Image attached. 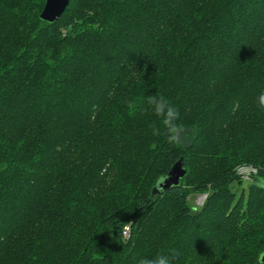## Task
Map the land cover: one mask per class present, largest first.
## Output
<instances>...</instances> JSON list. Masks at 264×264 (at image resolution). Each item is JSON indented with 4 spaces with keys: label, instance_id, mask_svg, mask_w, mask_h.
<instances>
[{
    "label": "trees",
    "instance_id": "obj_1",
    "mask_svg": "<svg viewBox=\"0 0 264 264\" xmlns=\"http://www.w3.org/2000/svg\"><path fill=\"white\" fill-rule=\"evenodd\" d=\"M44 1L0 0V264H258L264 0H69L52 24ZM151 95L188 143L152 134Z\"/></svg>",
    "mask_w": 264,
    "mask_h": 264
},
{
    "label": "clouds",
    "instance_id": "obj_2",
    "mask_svg": "<svg viewBox=\"0 0 264 264\" xmlns=\"http://www.w3.org/2000/svg\"><path fill=\"white\" fill-rule=\"evenodd\" d=\"M146 102L152 114L159 118V126L155 124L152 126V134L163 136L168 144L180 145L187 137V129L180 123L178 107L163 95L148 96ZM257 104L264 109V91L258 95ZM129 107L135 109L137 105L130 102ZM178 255L175 249L167 252L161 251L151 256L140 257L137 264H172L173 258Z\"/></svg>",
    "mask_w": 264,
    "mask_h": 264
},
{
    "label": "water",
    "instance_id": "obj_3",
    "mask_svg": "<svg viewBox=\"0 0 264 264\" xmlns=\"http://www.w3.org/2000/svg\"><path fill=\"white\" fill-rule=\"evenodd\" d=\"M68 3L69 0H45L38 18L43 22L52 24L63 14ZM185 172L183 161L179 158L171 165L165 175L156 180L151 189V195H160L177 186L179 181L184 177ZM257 263L264 264V250L259 254Z\"/></svg>",
    "mask_w": 264,
    "mask_h": 264
},
{
    "label": "rangeland",
    "instance_id": "obj_4",
    "mask_svg": "<svg viewBox=\"0 0 264 264\" xmlns=\"http://www.w3.org/2000/svg\"><path fill=\"white\" fill-rule=\"evenodd\" d=\"M192 132H193L192 130L187 129V137H186V139H184V141L181 143V145L188 143V141L190 139V135H191ZM244 168H246V167H242V168L239 167V168H237V174L240 175L241 178L243 177L242 174L245 175V173H242L241 171H239V172L242 173V174H240L238 172V170L239 169H244ZM242 179H245L246 180L247 178H242ZM246 185H247V182L245 181L243 183V187L245 188ZM206 196H207L206 194L190 195V197H189V205L193 209V211H197L198 210V208L203 204Z\"/></svg>",
    "mask_w": 264,
    "mask_h": 264
},
{
    "label": "built area",
    "instance_id": "obj_5",
    "mask_svg": "<svg viewBox=\"0 0 264 264\" xmlns=\"http://www.w3.org/2000/svg\"><path fill=\"white\" fill-rule=\"evenodd\" d=\"M239 171H241L242 173H245V175H243ZM238 172L240 174H242V176H243L242 178H247L248 179V177H250V175L255 173V170L253 168H251V167H246L244 169H239ZM121 233H122L123 238H127L128 237V227H124Z\"/></svg>",
    "mask_w": 264,
    "mask_h": 264
}]
</instances>
